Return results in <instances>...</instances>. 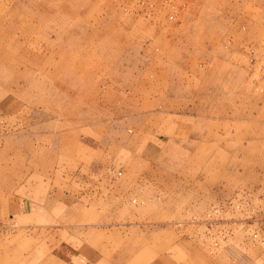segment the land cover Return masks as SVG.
I'll use <instances>...</instances> for the list:
<instances>
[{"label":"rangeland","instance_id":"rangeland-1","mask_svg":"<svg viewBox=\"0 0 264 264\" xmlns=\"http://www.w3.org/2000/svg\"><path fill=\"white\" fill-rule=\"evenodd\" d=\"M70 182L57 225L6 218ZM0 186V262L146 264L190 235L264 264V0H0Z\"/></svg>","mask_w":264,"mask_h":264},{"label":"crops","instance_id":"crops-1","mask_svg":"<svg viewBox=\"0 0 264 264\" xmlns=\"http://www.w3.org/2000/svg\"><path fill=\"white\" fill-rule=\"evenodd\" d=\"M190 27V24L187 22V25ZM187 30L184 31V35L186 37ZM191 42V39H189ZM99 135H84L87 142L92 140V144L96 140ZM105 138L104 135H102V138ZM80 138V135H77V140ZM87 142H77V144L87 150L91 151L94 149V147ZM93 149H92V148ZM105 150V148H103ZM32 151V150H30ZM106 151V150H105ZM30 155V154H29ZM31 167H34L32 164H29L28 166V172L31 173ZM78 171H74V174ZM122 174V170L118 171V175ZM72 176V175H71ZM73 177V176H72ZM71 177V179H73ZM75 178V177H74ZM73 182V181H72ZM72 182L67 185V188H64L63 186L61 189L53 190V192H47V191H41L38 195V197H27L24 196L22 203L24 204V209L17 210L16 207H11L16 202L15 199H11L10 202H7L9 205L6 206L8 208L7 210V216L6 218L15 221H21L23 225L25 226H35V227H44V226H50V225H57L53 223L57 219H60V214L56 213L54 211V207L61 208L64 205H69L71 203H74L76 201H81L84 196H87L86 194L89 193L88 190H84V183H80L79 189L71 188ZM70 187V188H69ZM9 188L5 186H0V202L2 205L3 200L1 198L2 195V189ZM15 196V195H14ZM136 201V198H134ZM8 201V200H7ZM4 208V206H3ZM4 219V216L1 217ZM218 243V242H217ZM71 247V245H68ZM68 246L60 245L59 248H56L55 251H74L75 247H71L69 249ZM36 246L32 247V250L38 251V253H42L44 247L39 245L38 248L35 249ZM32 250L30 249L26 254L19 256L18 258L5 262L2 261L0 264H47L49 260L44 261H38V257H36L35 254H32ZM5 252V250H4ZM31 253V254H30ZM160 254L153 257L150 261H148L146 264H207V256L204 250V247L196 241V239L190 237V235H186L183 238H179L176 240H173L171 243H167L160 249ZM5 254V253H3ZM39 254V255H40ZM4 260H6V257H4ZM38 261V263H37ZM56 264H72V261H63L59 259H54ZM53 263V261H51ZM75 264V263H74ZM240 264H257L254 261H249L243 263L240 262Z\"/></svg>","mask_w":264,"mask_h":264},{"label":"built area","instance_id":"built-area-1","mask_svg":"<svg viewBox=\"0 0 264 264\" xmlns=\"http://www.w3.org/2000/svg\"><path fill=\"white\" fill-rule=\"evenodd\" d=\"M216 210H217V209H216ZM210 214H211V213L209 212V214H208V215L210 216ZM228 232H229V231H228ZM257 235H258V233H256V234H255V236H257ZM216 243H217V242H216Z\"/></svg>","mask_w":264,"mask_h":264}]
</instances>
